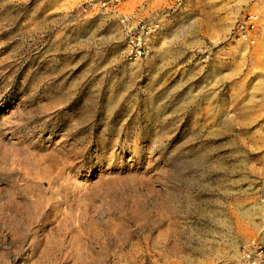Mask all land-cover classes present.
Here are the masks:
<instances>
[{"label": "rangeland", "instance_id": "374dc122", "mask_svg": "<svg viewBox=\"0 0 264 264\" xmlns=\"http://www.w3.org/2000/svg\"><path fill=\"white\" fill-rule=\"evenodd\" d=\"M84 3L0 0V264H264V0Z\"/></svg>", "mask_w": 264, "mask_h": 264}, {"label": "built area", "instance_id": "2783aa9c", "mask_svg": "<svg viewBox=\"0 0 264 264\" xmlns=\"http://www.w3.org/2000/svg\"><path fill=\"white\" fill-rule=\"evenodd\" d=\"M123 0H85V6L92 9H111L119 11ZM250 21H252L250 19ZM153 28L145 23L140 22L139 25L133 29L127 42L126 54L130 60H137L149 55L151 50L150 36ZM262 249L258 243L252 244L243 252V259L247 264H259L262 260Z\"/></svg>", "mask_w": 264, "mask_h": 264}, {"label": "bare ground", "instance_id": "6f19581e", "mask_svg": "<svg viewBox=\"0 0 264 264\" xmlns=\"http://www.w3.org/2000/svg\"><path fill=\"white\" fill-rule=\"evenodd\" d=\"M151 37V36H150ZM39 161L40 160H34L33 162H28V160L26 161V167H27V171H25L24 173L27 176H31L34 175L38 172V167H39ZM241 206V205H240ZM244 213V212H243ZM251 213L250 212H246L244 213V216L247 215L249 216ZM252 242V244H254L256 241H249ZM241 257V255H240ZM242 258H243V253H242Z\"/></svg>", "mask_w": 264, "mask_h": 264}]
</instances>
